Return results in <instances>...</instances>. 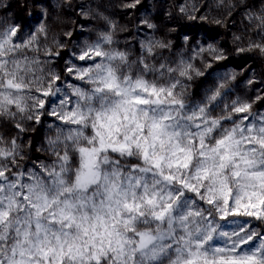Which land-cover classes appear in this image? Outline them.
<instances>
[{
    "label": "snow or ice",
    "instance_id": "snow-or-ice-1",
    "mask_svg": "<svg viewBox=\"0 0 264 264\" xmlns=\"http://www.w3.org/2000/svg\"><path fill=\"white\" fill-rule=\"evenodd\" d=\"M247 18L261 42L238 51L264 55V9ZM46 36L0 26V120L18 121L0 136V264H264V88L225 103L237 75L222 73L194 97L189 82L228 59L212 45L173 67L131 59L110 32L63 61ZM49 118L35 151L51 162L28 168L35 143L17 141Z\"/></svg>",
    "mask_w": 264,
    "mask_h": 264
},
{
    "label": "trees",
    "instance_id": "trees-1",
    "mask_svg": "<svg viewBox=\"0 0 264 264\" xmlns=\"http://www.w3.org/2000/svg\"><path fill=\"white\" fill-rule=\"evenodd\" d=\"M129 2L131 0H0V26L19 25L26 35H30L44 25L47 36L41 37L42 45L56 50L53 41L63 43L65 47L59 49L63 61L71 58L69 53L76 51L77 46L83 47L85 42H92L106 32L113 35L111 47L127 51L131 59L145 57L157 66L168 63L175 67L174 62L194 57L197 45L204 48L212 45L222 50L228 59L218 62L217 72L208 77L199 90L198 84L203 78L189 82L194 97L203 95L205 87L211 86L217 75L222 73L237 75L236 80L229 81L233 95L225 96V103L236 96H254L258 88H264V83H261L264 81V55L258 51H238L247 47L249 41L261 42L258 27L247 18V14H259L264 9V0H140L134 9L123 6ZM181 8L186 12H181ZM192 15L196 16L195 20L189 18ZM201 16L207 19L201 20ZM145 21L154 27H147ZM68 32L72 35H65ZM151 40L171 46L154 49L149 54L143 51L141 44ZM40 58L44 59L42 54ZM63 61L53 60L57 71L63 67ZM192 63L205 70L201 61L194 59ZM250 79L256 83L248 84ZM261 111H264V106ZM16 122L7 118L0 120V136L6 141L17 138ZM50 122L51 118L45 121L44 127L33 125L35 132L20 135L18 143H35L34 148L26 147L22 153L26 167L31 168L33 162H51L47 152L35 151V148H41L48 136L55 135L54 130H49Z\"/></svg>",
    "mask_w": 264,
    "mask_h": 264
},
{
    "label": "rangeland",
    "instance_id": "rangeland-1",
    "mask_svg": "<svg viewBox=\"0 0 264 264\" xmlns=\"http://www.w3.org/2000/svg\"><path fill=\"white\" fill-rule=\"evenodd\" d=\"M254 24H255V22H254ZM255 26H256V24H255ZM257 27V26H256Z\"/></svg>",
    "mask_w": 264,
    "mask_h": 264
}]
</instances>
